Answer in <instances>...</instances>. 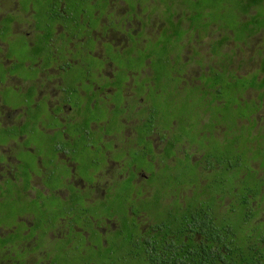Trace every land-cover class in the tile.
Here are the masks:
<instances>
[{
  "label": "flooded vegetation",
  "instance_id": "af4514ba",
  "mask_svg": "<svg viewBox=\"0 0 264 264\" xmlns=\"http://www.w3.org/2000/svg\"><path fill=\"white\" fill-rule=\"evenodd\" d=\"M232 1L0 0V238L9 249L74 264L66 256L79 243L94 264V250L130 235L137 259L169 241L172 219L158 224L156 209L195 197L213 198L216 215L232 201L249 205L264 222V0ZM241 45L248 63L259 58L253 76L237 74ZM7 181L24 188L12 195ZM222 185L234 197L209 192Z\"/></svg>",
  "mask_w": 264,
  "mask_h": 264
},
{
  "label": "trees",
  "instance_id": "16d2710c",
  "mask_svg": "<svg viewBox=\"0 0 264 264\" xmlns=\"http://www.w3.org/2000/svg\"><path fill=\"white\" fill-rule=\"evenodd\" d=\"M229 15L230 19L234 18L233 13ZM229 29L233 30V26L229 25ZM219 189L225 192L230 190L227 194L233 197L236 194V191L232 190V187L228 188L227 185L213 188L209 192L216 195ZM237 201L244 204L246 199ZM187 204L189 208L183 207L185 210L155 208L158 224L162 221L165 226V222L172 219L170 223L173 228H170L169 233L166 234L168 242L158 246L152 243L153 245L147 249L145 245L136 254L137 259H135L134 251L130 248L134 238L128 235L120 240L124 246L119 247V244V248L107 252L103 248L94 250L92 255L93 261H96L94 264H264V222L255 220L257 215L248 212L249 205L244 204L239 209L232 201V210L216 215L217 211L214 207L195 206L191 202ZM237 204L240 205L238 202ZM230 212L232 213L229 215ZM177 238L179 244L173 242ZM7 246L8 241L0 238V264H30L28 255L34 254L37 250L19 249L17 256L14 250Z\"/></svg>",
  "mask_w": 264,
  "mask_h": 264
},
{
  "label": "rangeland",
  "instance_id": "374dc122",
  "mask_svg": "<svg viewBox=\"0 0 264 264\" xmlns=\"http://www.w3.org/2000/svg\"><path fill=\"white\" fill-rule=\"evenodd\" d=\"M220 1L221 0H204V5L206 4V6H208V5H214V6H218V4L220 3ZM243 2H245L246 3V1L245 0H242ZM249 1H251V0H249ZM233 4H237V5H241V6H243L242 4H239L236 0H233L232 1V5ZM246 5V4H245ZM201 45H203L202 47H204V48H208V43H207V41H205L204 43L203 42H201L200 43ZM253 44H256V42L252 39V41H251V43L249 44V46H250V49H251V51H252V49H254V47H255V45H253ZM253 45V46H252ZM228 48L230 47V45L229 46H227ZM226 49V48H225ZM250 49L248 48V47H246V46H243V45H241L239 48H237L235 51H236V55H235V58H234V61H235V64H239L240 66H239V68H238V72H237V74H239V75H245V73L246 72H248L249 71V73H252L251 74V76H253L254 74H256V72L258 71V63H259V58L257 57V58H255V60H254V63H253V60L250 62V63H248V59H249V57H250V54H251V52H250ZM260 49L261 48H259V47H256L255 48V54H258L259 53V51H260ZM226 52V51H225ZM250 60V59H249ZM242 62H245L246 64V66H244L243 64H241ZM252 65V66H251ZM249 68H251V69H249ZM249 69V70H248ZM199 69H196V68H191L190 69V73L192 74V75H195L196 73H197V75H196V77H198V74H199ZM249 96H255V94H254V92L253 91H250L249 93ZM264 120L262 121V123H261V125L259 126V130H262V129H264ZM261 134V133H260ZM22 157H24L23 159H24V163H25V165H28V163H30L31 164V158L30 157H28V154L27 153H23L22 154ZM78 159L80 160V159H83V165L84 166H82V165H80L79 166V171H80V173H82V172H87V170H88V168H89V165L90 164H88V166L86 165V157H85V155H84V153H81V154H79L78 155ZM78 160V161H79ZM23 164V163H22ZM26 169V167L24 166V164H23V166L19 169L21 172H26V173H28L27 172V170H25ZM77 170H78V168H77ZM89 175V174H88ZM193 182H191V183H189V184H192ZM195 186H196V188H198V185H197V183H195ZM6 188V190L9 192V193H11L12 195H17L18 193H17V190H20V189H23L24 188V186H20V187H16L14 184H10V181H7V186L5 187ZM231 188V187H230ZM17 201H18V199H17V197H14V198H12V199H7V203H17ZM192 204H195V205H197V206H200V207H206V206H208V207H214L215 206V201H214V199L213 198H211V199H204L203 201H199L198 200V197H195L194 199H193V201L191 202ZM149 215H151V216H153L154 215V213H150L149 212ZM121 246H124L122 243H120V246L119 247H121ZM75 247H77V248H75V249H73V250H71L68 254H67V260H70V261H72L74 264H79V263H84V264H88V263H90V262H92L91 261V258H90V254L89 253H86L85 252V254H81L80 253V250L82 249L81 248V246H80V244L79 243H76V246ZM119 247H114L113 246V248L114 249H117V248H119ZM88 250V249H87ZM86 250V251H87ZM15 253H16V255L17 256H19V253H18V251H14ZM97 253V252H96ZM98 254V253H97ZM0 255H1V253H0ZM116 255V254H115ZM98 256H99V254H98ZM115 258H117V256H114ZM37 258H38V252L37 253H35V254H33V256L32 255H30L29 257H28V262H34L35 263V261L37 260ZM57 262L60 264L62 261H64V259L62 258V257H60V256H58L57 257ZM31 263V264H32ZM130 264H132V263H130Z\"/></svg>",
  "mask_w": 264,
  "mask_h": 264
}]
</instances>
